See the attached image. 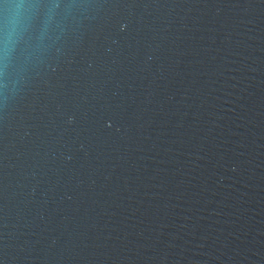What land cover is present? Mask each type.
<instances>
[{
  "label": "water",
  "instance_id": "obj_1",
  "mask_svg": "<svg viewBox=\"0 0 264 264\" xmlns=\"http://www.w3.org/2000/svg\"><path fill=\"white\" fill-rule=\"evenodd\" d=\"M0 264H264V0H0Z\"/></svg>",
  "mask_w": 264,
  "mask_h": 264
}]
</instances>
